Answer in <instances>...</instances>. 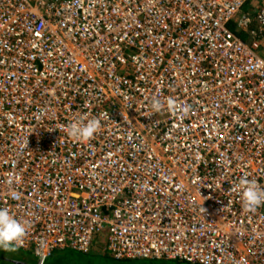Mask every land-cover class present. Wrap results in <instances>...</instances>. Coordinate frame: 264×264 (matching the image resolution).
Segmentation results:
<instances>
[{"label":"built area","instance_id":"1","mask_svg":"<svg viewBox=\"0 0 264 264\" xmlns=\"http://www.w3.org/2000/svg\"><path fill=\"white\" fill-rule=\"evenodd\" d=\"M250 1L0 0V208L29 225L21 249L264 264V205L234 190L264 189V57L231 28L264 36V3L235 18ZM93 118L89 141L63 130Z\"/></svg>","mask_w":264,"mask_h":264},{"label":"clouds","instance_id":"2","mask_svg":"<svg viewBox=\"0 0 264 264\" xmlns=\"http://www.w3.org/2000/svg\"><path fill=\"white\" fill-rule=\"evenodd\" d=\"M255 14L256 12L252 15ZM260 38H253L251 36L252 42L245 41L254 44L257 43V40ZM262 38H264V36ZM167 107L173 116L178 113L186 116L191 110L190 106L182 105L171 97L167 99ZM163 108L164 104L161 99L154 96L151 102V111H147L145 116L151 117L153 114L160 113ZM100 128V120L93 118L88 119L86 123L83 121L71 122L63 130L77 141L86 142L91 140ZM234 190L242 193V206L245 211H255L259 206L264 205V189H261L255 180H250L247 176H244L239 180V184ZM202 211L205 212L206 209L203 207ZM28 228L29 225L26 222L12 216L7 208H0V249L12 252L18 251L24 246ZM44 248V241L37 242L35 254L40 264H45L47 260Z\"/></svg>","mask_w":264,"mask_h":264},{"label":"rangeland","instance_id":"3","mask_svg":"<svg viewBox=\"0 0 264 264\" xmlns=\"http://www.w3.org/2000/svg\"><path fill=\"white\" fill-rule=\"evenodd\" d=\"M262 1L263 0H251L241 9V11H239L235 18H239L245 12L254 14L258 6L262 4ZM257 45L259 48L256 50L264 57V38L261 37L259 40H257ZM102 239L103 238H101V241H98L95 247L88 253L79 251L74 248H57L52 252L51 255L47 257L45 264H102L103 262L109 260L112 256L111 252L106 249V244H104V241ZM114 259L118 260L116 258ZM21 262H24L25 264H37V262L39 261L34 253L28 249L20 248L18 251L14 252L4 251L0 249V264H21ZM131 263L177 264L173 260L163 259H133L131 260ZM179 264L192 263L183 261Z\"/></svg>","mask_w":264,"mask_h":264},{"label":"trees","instance_id":"4","mask_svg":"<svg viewBox=\"0 0 264 264\" xmlns=\"http://www.w3.org/2000/svg\"><path fill=\"white\" fill-rule=\"evenodd\" d=\"M231 28L244 40L246 41H249L251 39V36L248 32H245V31H236L235 29V23L233 22L232 25H231ZM113 257L111 256V258L105 262H103L102 264H133L131 263V260L133 259H118V260H115L114 258L112 259ZM165 260V259H163ZM175 261V263L179 264L180 262H183V260H178V259H175L173 260ZM134 264H140V263H134Z\"/></svg>","mask_w":264,"mask_h":264},{"label":"crops","instance_id":"5","mask_svg":"<svg viewBox=\"0 0 264 264\" xmlns=\"http://www.w3.org/2000/svg\"><path fill=\"white\" fill-rule=\"evenodd\" d=\"M262 3H264V0L262 1ZM258 7H259V6H258ZM252 41H253V40L250 39L248 42H252ZM262 43H263V42H262ZM256 44H257V43H256ZM257 48H259L258 45H257ZM38 261H39V259H38ZM38 263H40V262H37V264H38Z\"/></svg>","mask_w":264,"mask_h":264},{"label":"water","instance_id":"6","mask_svg":"<svg viewBox=\"0 0 264 264\" xmlns=\"http://www.w3.org/2000/svg\"><path fill=\"white\" fill-rule=\"evenodd\" d=\"M15 263H19V262H15ZM21 264H25L24 262H21ZM40 264V263H39Z\"/></svg>","mask_w":264,"mask_h":264}]
</instances>
